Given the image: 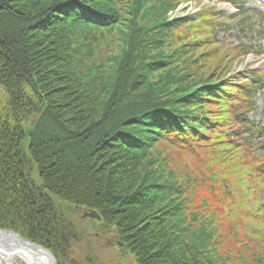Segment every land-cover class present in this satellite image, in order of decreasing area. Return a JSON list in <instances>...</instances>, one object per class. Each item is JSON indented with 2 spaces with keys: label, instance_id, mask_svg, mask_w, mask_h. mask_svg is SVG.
Returning <instances> with one entry per match:
<instances>
[{
  "label": "trees",
  "instance_id": "obj_1",
  "mask_svg": "<svg viewBox=\"0 0 264 264\" xmlns=\"http://www.w3.org/2000/svg\"><path fill=\"white\" fill-rule=\"evenodd\" d=\"M178 4L0 0L1 230L44 247L57 264L98 262L71 258L87 241V226L95 237L114 234L122 245L112 250L113 264H126L128 256L133 264H233L232 255L218 250L225 235L217 212L206 200L194 209L190 197L197 184L217 180L220 190L208 191L226 199L219 202L223 218L241 221L230 226L229 232L238 230L231 241L251 250L252 262L264 261V226L257 219L264 210V160L253 157L255 126L247 116L258 75L248 72L228 89L229 71L213 85L212 78L193 80L195 47L172 36L175 24L167 22ZM201 19L204 49L231 52L217 40L231 18L207 8ZM166 43L170 57H153ZM236 48L240 55L250 51ZM44 59L52 71L48 82ZM218 97L226 116L198 103ZM198 145L203 151L195 153ZM175 150L203 166H176ZM243 165L248 175H241ZM253 195L261 204L242 211L237 198ZM84 211L101 220L82 219Z\"/></svg>",
  "mask_w": 264,
  "mask_h": 264
},
{
  "label": "rangeland",
  "instance_id": "obj_2",
  "mask_svg": "<svg viewBox=\"0 0 264 264\" xmlns=\"http://www.w3.org/2000/svg\"><path fill=\"white\" fill-rule=\"evenodd\" d=\"M119 1L125 2V0H119ZM177 1L181 4L175 5L173 11L169 12L168 14L169 21L167 22H170L169 25L171 26L172 24H175L173 25L174 27L172 28L174 29L172 36H177L176 34H178L179 36L177 37H179L180 40L182 41L184 40L185 42L192 41L190 43H193L191 45L195 47L194 52L196 53L193 56L194 57L198 56V60L196 62L195 67L192 70V74L195 77V79L193 80H196L197 83H201V79L208 77V78H212L209 83L211 84L213 82H217V80L219 79L217 76L219 74L228 73L227 71H229L231 72L230 74L231 76H229L226 82V83H229L226 88L228 89L229 85H233V84L236 85L237 83H239L237 81H239L240 78H243L246 74H248L249 71L258 70L260 67L264 68V27H261L262 24L264 25V21L263 19H261V17L258 16V13L257 15L255 13V15L253 16L254 17L253 20L256 21L255 23L258 24V30L255 33H253L251 37H249V34L247 33V35L244 34V36L238 39L236 38L237 34L235 33V31H233L234 29L232 28L226 29V30L223 29L222 31L219 30L217 32V40H225L227 44L229 45V47L232 46L230 50L231 52L227 51L224 53V52H218L214 50L215 48L213 46H211L210 48L204 49L205 42L207 44L208 42L206 40L203 41L204 30H201L202 28H199V22L200 21L202 22V19H201L202 14L206 12L207 8L213 11L214 10L219 11L221 9L222 10L224 9L228 14H234V15L238 13L235 12L233 8L226 7L223 4H220L219 0H177ZM251 9L253 10V6L251 7ZM169 27H165V28H169ZM206 38L208 39V37ZM194 39H196L197 41H193ZM33 40H35V38H33ZM239 40L242 41V44H239L238 42ZM171 42H173L177 46L180 43L174 39H172ZM106 43H109L112 45V37H108ZM166 44L167 46L162 47L159 52L152 53L154 54L153 57H155L156 59L162 56L170 57L171 50L168 48H172V46L169 43H166ZM237 46H246V49L250 47L252 51L251 52L247 51L249 52L248 55L247 53H244V55H240L242 51H239L238 48H236ZM44 50L45 49H42L39 52L41 53L40 55L43 54ZM206 52H209L208 55L210 56H208L209 59H207V62H209L210 64L206 63L204 65L205 62H204L203 54H205ZM94 55H97V54H94ZM47 63L48 61L44 59L41 69H42V72L44 73L43 77L48 82L49 81L48 77L51 76L49 74H51L52 71L51 69L45 66V64ZM166 64L168 65V63ZM153 75H154V78H157L159 76L157 73H154ZM223 81H226V79H224ZM50 83H49V86H50ZM200 88H203V87H200ZM51 94H52L51 96L52 99L53 98L55 99L57 96V91L51 92ZM213 100H216V101H211V102L210 101H207V102L199 101L198 103H202L201 105H204L205 109L207 110L210 109L211 110L210 113L212 115H217L220 113L221 115L226 116L225 112H226L227 104L224 101H222L220 97L215 98ZM258 103H259L258 112L262 111L264 113V91L263 93L260 94V97L258 98ZM196 149L197 151L195 153H199L203 151L201 147H199V145L197 146ZM183 150H185L187 153L188 151L190 152V149L188 150V148L183 149ZM185 151L183 152L180 150H175V153H173L175 160H177L176 166H182L184 164H187V165L189 164V166L193 168L194 170H197L201 166H203L204 160L200 158L198 159L197 157L186 158L187 154H184ZM249 164L251 168H253L256 165L254 161L253 163L252 161H250ZM241 170H242L241 175H243L246 172L248 175L250 168L248 166L243 165ZM253 172L254 173L256 172L254 168H253ZM212 185H214L216 189L220 190V184L218 183L217 180L214 183L212 182V184L204 183L202 185L200 183L190 190V197L193 200V204H194L193 207H195L194 209L198 210L199 208L196 206L201 205L203 203L202 201L206 200L207 202H209L210 208L213 209L215 212H217V218L219 222L218 224L219 234L223 236L225 235L224 237L220 236L221 239L222 237L223 239L219 242V244H217L220 254L222 256L232 255L233 257L231 261L233 262V264H262V263L264 264L263 259L259 263L252 262L250 260L253 257V253H251V250L248 252L247 250L244 251V246L242 244L240 245L236 243L234 244L231 241V239H233L232 238L233 236H230L231 234L230 232H232L233 234L234 232H238V230L237 229L234 231L231 230L229 232L230 226L234 225V223L236 222L237 224H240L241 221H239V219H237L236 216L233 217L232 223H229L223 218V212L221 208L219 207V206L222 207V204H219V202L223 203L226 199L223 198L221 200L218 196L216 197L215 195L216 191L215 192L213 191L210 193L208 189L213 190ZM261 186L264 187L263 182H261ZM257 199L258 198L255 195L238 197L237 203L239 204V206L242 208V211H243L246 206H249V207L254 206L255 202H257L259 206L261 202H258ZM85 212H89V211H84L83 213ZM262 212H263L262 215H260V217H258L257 219L261 223V226L263 227L264 226V210H262ZM82 219H85V218H82ZM86 219H89V218H86ZM97 221H100V220H97ZM249 221L250 219L249 217H247L244 223H247ZM252 222L254 224L255 220H253ZM254 228L255 227H250V229H254ZM87 229H88L87 241L82 244L77 245L76 248H74L73 250L74 254L71 256V258L75 257L74 258L75 260L82 262L85 260L86 257H89L92 260L98 261L96 264H105V262L106 264H113L114 261L112 260V258L115 255H112L114 253V252L112 253V250L116 252V249L121 248L120 246H122L121 244H119V242H117V239L115 238L114 234H108V235H105L104 237H101V236L95 237L97 236V233L91 231V229L88 226H87ZM242 232L243 230L242 231L240 230L239 236L245 235V234H242ZM109 257H110V260H109ZM124 262L126 264H133L134 261L128 256Z\"/></svg>",
  "mask_w": 264,
  "mask_h": 264
},
{
  "label": "water",
  "instance_id": "obj_3",
  "mask_svg": "<svg viewBox=\"0 0 264 264\" xmlns=\"http://www.w3.org/2000/svg\"><path fill=\"white\" fill-rule=\"evenodd\" d=\"M82 218L100 220L95 211L83 213ZM0 254L12 255L23 264H57L51 252L33 242H28L20 234L0 229Z\"/></svg>",
  "mask_w": 264,
  "mask_h": 264
},
{
  "label": "bare ground",
  "instance_id": "obj_4",
  "mask_svg": "<svg viewBox=\"0 0 264 264\" xmlns=\"http://www.w3.org/2000/svg\"><path fill=\"white\" fill-rule=\"evenodd\" d=\"M0 264H23V262L12 255H1Z\"/></svg>",
  "mask_w": 264,
  "mask_h": 264
},
{
  "label": "snow or ice",
  "instance_id": "obj_5",
  "mask_svg": "<svg viewBox=\"0 0 264 264\" xmlns=\"http://www.w3.org/2000/svg\"><path fill=\"white\" fill-rule=\"evenodd\" d=\"M73 10H74V8H73Z\"/></svg>",
  "mask_w": 264,
  "mask_h": 264
}]
</instances>
